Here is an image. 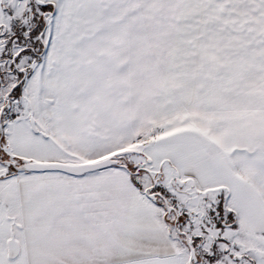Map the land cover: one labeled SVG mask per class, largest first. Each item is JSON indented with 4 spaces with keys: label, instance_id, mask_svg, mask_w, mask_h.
Instances as JSON below:
<instances>
[{
    "label": "snow or ice",
    "instance_id": "snow-or-ice-1",
    "mask_svg": "<svg viewBox=\"0 0 264 264\" xmlns=\"http://www.w3.org/2000/svg\"><path fill=\"white\" fill-rule=\"evenodd\" d=\"M0 264H264V0H0Z\"/></svg>",
    "mask_w": 264,
    "mask_h": 264
}]
</instances>
